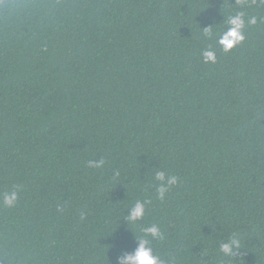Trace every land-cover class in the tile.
Segmentation results:
<instances>
[{
    "label": "trees",
    "instance_id": "16d2710c",
    "mask_svg": "<svg viewBox=\"0 0 264 264\" xmlns=\"http://www.w3.org/2000/svg\"><path fill=\"white\" fill-rule=\"evenodd\" d=\"M153 224L163 264H264V0H0V264H116Z\"/></svg>",
    "mask_w": 264,
    "mask_h": 264
},
{
    "label": "clouds",
    "instance_id": "9594fccd",
    "mask_svg": "<svg viewBox=\"0 0 264 264\" xmlns=\"http://www.w3.org/2000/svg\"><path fill=\"white\" fill-rule=\"evenodd\" d=\"M249 24L255 25L256 18L252 17L248 21ZM245 20L243 14L232 16L228 22L226 29L221 31L217 38V44L225 52L233 51L238 45L242 44L245 40ZM203 60L205 63H215V51L205 50L203 52ZM104 165L103 158L98 160H89L88 166L91 168H101ZM118 175V173H117ZM155 180L158 182L156 189L157 198L163 201L168 192L174 188L178 183V177L175 175H167L164 171H155ZM18 199L16 191L5 193L3 196V205L12 208L15 206ZM145 203L137 201L132 207L128 208L126 215V222L128 224H135L143 219L145 214ZM81 219H84L81 216ZM143 236L138 239V244L134 251L123 252L116 259V264H163L161 258L154 254L151 246L152 240L163 239V233L160 228L153 224L149 227L142 229ZM149 237L151 239H149ZM238 244L235 240H228L220 244V252L225 256H231L234 247Z\"/></svg>",
    "mask_w": 264,
    "mask_h": 264
}]
</instances>
